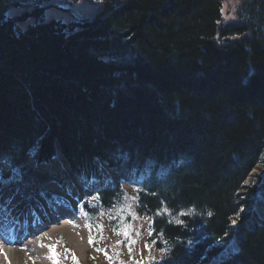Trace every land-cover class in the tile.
<instances>
[{"label":"trees","instance_id":"1","mask_svg":"<svg viewBox=\"0 0 264 264\" xmlns=\"http://www.w3.org/2000/svg\"><path fill=\"white\" fill-rule=\"evenodd\" d=\"M24 1L0 0L1 182L57 155L95 185L94 229L134 190L159 264H264V0L227 23L223 0H106L68 23L32 0L6 16Z\"/></svg>","mask_w":264,"mask_h":264},{"label":"rangeland","instance_id":"2","mask_svg":"<svg viewBox=\"0 0 264 264\" xmlns=\"http://www.w3.org/2000/svg\"><path fill=\"white\" fill-rule=\"evenodd\" d=\"M32 0L23 2L22 5L10 8L6 16L14 17L24 12L30 11L35 4H31ZM125 0H117L122 3ZM245 0H223L221 6L222 23L234 21L236 19V10ZM106 0H42L38 6H44L43 19L60 20L68 23L80 21L84 18L92 16L99 8H101ZM37 21V18L29 17L24 21L18 22L17 27L24 29L30 24ZM65 161L54 156L50 162L37 164L31 158L27 170L23 174H11L10 182H1L0 189L15 187L24 188L27 186L26 195L31 191L37 199H41L44 203H64L69 205L70 199L76 200V208H71L72 213L81 220L82 227L86 233L85 245L83 248H75L63 237L62 234L55 235L54 244L59 251V256L56 259L57 264H159L160 255L154 248L153 243L148 242L149 218L137 215L133 210L135 199L134 190L124 186V193L119 205L115 206L113 213L101 219L97 224V230L82 211V205H96V198L93 194L92 182L87 184L81 180L75 179L69 172L68 168L58 164ZM51 164H54L51 167ZM44 165V166H43ZM66 165V163H65ZM103 173L111 175V171L106 169L101 163ZM67 167V165H66ZM2 169H6L4 163H0V173ZM30 169L33 170L30 173ZM43 172H53L57 174L61 182L55 181L44 182L41 179ZM257 171H253L256 173ZM75 187V188H74ZM74 191L77 193L75 196ZM75 196V197H74ZM70 208V207H69ZM259 214L264 212V202L257 207ZM236 222L233 221L235 226ZM90 225V227H88ZM129 233V238L135 243L130 244L129 239H126L124 232ZM94 237L92 244H89V236ZM149 247H145V244ZM8 250L9 247L5 245ZM131 248V252H129ZM227 249V250H226ZM234 249H237V239L235 236L230 238L225 253L231 255ZM67 250V251H66ZM223 253L219 256L221 257ZM75 257V259H73Z\"/></svg>","mask_w":264,"mask_h":264},{"label":"bare ground","instance_id":"3","mask_svg":"<svg viewBox=\"0 0 264 264\" xmlns=\"http://www.w3.org/2000/svg\"><path fill=\"white\" fill-rule=\"evenodd\" d=\"M58 164L67 168L63 161ZM26 190L27 186L0 189V264H57L54 258L60 250L53 242L57 233L71 246L83 248L86 233L81 220L72 213L76 200L70 199L69 205L48 204L32 191L26 195Z\"/></svg>","mask_w":264,"mask_h":264},{"label":"snow or ice","instance_id":"4","mask_svg":"<svg viewBox=\"0 0 264 264\" xmlns=\"http://www.w3.org/2000/svg\"><path fill=\"white\" fill-rule=\"evenodd\" d=\"M209 215H211V213H209ZM176 223H182V222H181V221H176ZM88 227H90V225H88ZM123 234H124V236H125L126 239H129V243H130V244L135 243V241L130 240V238H129V233H128L127 231H125ZM152 234H153V230L150 229V230L148 231V235H149V236H152ZM93 241H94V237H92V236L90 235V236H89V244H92ZM153 243H155V241H153ZM145 247L147 248V247H149V245L146 243V244H145ZM51 251H52V253H53V258H54V257H55V251H54V249H51ZM66 251H67V250H66ZM129 252H131V248H129ZM73 259H75V257H73Z\"/></svg>","mask_w":264,"mask_h":264}]
</instances>
